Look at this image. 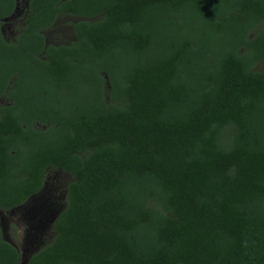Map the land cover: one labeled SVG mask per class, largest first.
<instances>
[{"label": "trees", "instance_id": "16d2710c", "mask_svg": "<svg viewBox=\"0 0 264 264\" xmlns=\"http://www.w3.org/2000/svg\"><path fill=\"white\" fill-rule=\"evenodd\" d=\"M51 173L64 207L25 255L1 212ZM22 262L264 264V0H0V264Z\"/></svg>", "mask_w": 264, "mask_h": 264}, {"label": "rangeland", "instance_id": "374dc122", "mask_svg": "<svg viewBox=\"0 0 264 264\" xmlns=\"http://www.w3.org/2000/svg\"><path fill=\"white\" fill-rule=\"evenodd\" d=\"M23 16L22 2L16 17L5 25V35L8 38L13 39L17 36ZM62 25H57L49 31L48 37L51 40H56L60 35L67 37L66 28ZM67 181L68 177L64 174L51 173L49 185L33 203L5 214L1 212L5 238L14 243L25 255L35 252L40 245L47 244L53 238L51 226L63 210L65 196L62 192Z\"/></svg>", "mask_w": 264, "mask_h": 264}]
</instances>
